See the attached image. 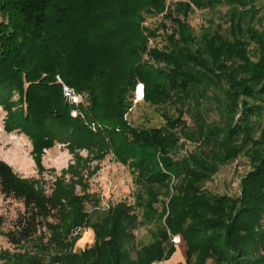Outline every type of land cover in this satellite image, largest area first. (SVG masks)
<instances>
[{
    "label": "trees",
    "instance_id": "1",
    "mask_svg": "<svg viewBox=\"0 0 264 264\" xmlns=\"http://www.w3.org/2000/svg\"><path fill=\"white\" fill-rule=\"evenodd\" d=\"M258 1L0 0L4 129L28 137L38 170L43 149L66 142L76 159L68 171L78 175L66 182L63 171L47 192L41 179L21 176L0 159V194L23 206L1 235L17 248L33 242L26 264H151L163 260L166 229L182 234L187 258L197 249L217 264H264V7ZM148 17L159 20L151 26ZM56 75L83 93L81 111L96 130L71 116ZM137 82L162 125L128 120L139 102L133 103ZM109 152L134 171L143 219L164 217L159 236L140 251L131 231L143 220L133 207L120 201L102 210L78 171ZM239 158L248 170L237 194L204 187ZM84 228L92 229L93 242L77 252Z\"/></svg>",
    "mask_w": 264,
    "mask_h": 264
},
{
    "label": "rangeland",
    "instance_id": "2",
    "mask_svg": "<svg viewBox=\"0 0 264 264\" xmlns=\"http://www.w3.org/2000/svg\"><path fill=\"white\" fill-rule=\"evenodd\" d=\"M258 2L264 7V0H259ZM201 14L200 11L196 13L194 22L199 21ZM158 20V17H148L146 24L154 26ZM159 39L157 38L158 41ZM58 78L62 80L59 75H56L57 80ZM81 94L83 95V93ZM138 101L132 112L127 115L132 125L160 126L164 123V119L157 108L148 105L142 100ZM5 114V111L0 107V159L11 165L14 171L21 176L41 179L47 192H50L55 178L62 175L63 171L66 172L63 176L66 182L71 180L77 181L78 175L68 171L69 165L74 166L76 159L66 142H56L53 147L43 149L41 157L42 168L38 170L39 168L32 155V145L28 137L20 131H6L4 129ZM209 116L214 117V114H210ZM185 118L187 123L191 125L190 116L186 115ZM86 120L92 123L91 119ZM79 153L82 158L89 157V153L85 149H81ZM95 166L98 169L92 175L88 174L93 171ZM81 167L78 171L80 172L81 179H83V183L85 182L84 184L87 186L86 191L99 197V207L102 210H106L108 206H113L117 202L124 201L127 205L133 207L138 220H143L131 231L134 236L133 242L137 244L139 251L159 236L158 230L160 225H163L164 217L159 215L143 219L144 208L138 206L136 203V195L142 188L138 186L134 171L128 164H122L115 158L112 152H109L103 159L98 160L94 158L89 160V163L85 164L83 168ZM247 170L248 166L244 164L242 158H239L237 161L221 166L218 172L205 182L204 187L215 194L235 195L238 193L240 176ZM75 188L78 193L83 192L79 183L76 184ZM85 205L87 210L92 209L91 203H86ZM155 207H157V210H160L161 202L156 203ZM22 209L21 202L14 199L4 200L0 194V216L3 217L2 227L0 226V264L8 260L7 257H12V259H9L10 261L12 260L11 264H26L25 262L28 260L26 257L27 253H35L34 246L32 245L33 242L29 241L17 248L10 245L5 237L1 235V229H6L10 220L15 218L17 213ZM166 230L167 238L162 243L164 246L163 260H154L153 262H159L160 264H217L211 257H206L197 249H191L187 258V244L182 234H172L168 229ZM81 232L83 234L74 247V250L77 252L93 242L92 229L84 228ZM170 247L173 251L172 249L168 251ZM132 256L135 257L133 253Z\"/></svg>",
    "mask_w": 264,
    "mask_h": 264
},
{
    "label": "built area",
    "instance_id": "3",
    "mask_svg": "<svg viewBox=\"0 0 264 264\" xmlns=\"http://www.w3.org/2000/svg\"><path fill=\"white\" fill-rule=\"evenodd\" d=\"M61 86H62V92H63V98L65 102L70 106V114L72 117H79L81 118L87 126H89L91 129L96 130L97 126L94 122L89 123L83 112L81 111L80 106L83 104L84 98L83 95L79 92H77L73 87L68 86L65 84L60 78L57 80ZM140 92V94H139ZM134 102H137L138 100H141L144 95V88L143 84L138 83L134 90ZM151 264H160L159 262H152Z\"/></svg>",
    "mask_w": 264,
    "mask_h": 264
},
{
    "label": "bare ground",
    "instance_id": "4",
    "mask_svg": "<svg viewBox=\"0 0 264 264\" xmlns=\"http://www.w3.org/2000/svg\"><path fill=\"white\" fill-rule=\"evenodd\" d=\"M139 94H140V92H139Z\"/></svg>",
    "mask_w": 264,
    "mask_h": 264
}]
</instances>
